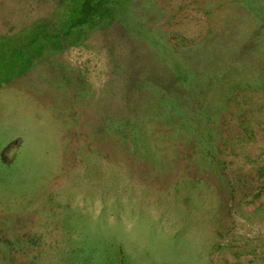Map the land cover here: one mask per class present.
<instances>
[{"label": "rangeland", "instance_id": "1", "mask_svg": "<svg viewBox=\"0 0 264 264\" xmlns=\"http://www.w3.org/2000/svg\"><path fill=\"white\" fill-rule=\"evenodd\" d=\"M58 1L0 0V35L65 21ZM117 1V29L87 30L0 87V264H97L94 238L113 241L100 264H264V0ZM255 28L243 63L236 49L206 60L207 38L234 37L238 49ZM129 35L141 40L134 61L199 67L216 161L162 116L140 129L153 137L138 152L105 141L103 109L125 102L118 63L134 49ZM230 82H243L236 97Z\"/></svg>", "mask_w": 264, "mask_h": 264}, {"label": "trees", "instance_id": "2", "mask_svg": "<svg viewBox=\"0 0 264 264\" xmlns=\"http://www.w3.org/2000/svg\"><path fill=\"white\" fill-rule=\"evenodd\" d=\"M58 5L61 8L64 7L68 14L65 21L45 20L35 22L21 38L6 34L0 35V87L15 76L30 71L33 65L46 53L61 48L64 49L69 42L74 39L79 40V35L87 30L103 29L110 31L117 29L120 24L118 20L122 5L117 0H59ZM260 21L261 23L258 22L259 27L263 28L264 17ZM249 34L251 36L249 40L238 49L234 44V37L207 38L204 44L212 53L209 55L211 59L206 56V60L211 62L214 58L219 57L222 61L223 58L231 57V55L228 56L229 54L234 55L239 50L237 59L243 63L244 58L249 57L250 54L252 55L257 49L256 44L260 40L257 37L260 31L254 32L252 30L249 31ZM127 40L128 44L133 46L134 49L129 51L130 58L127 57V60H123L124 63H118L121 68L120 73L124 77L125 102L121 112L120 109L115 113L110 112L108 106L103 109L99 130L105 141L113 145L114 148H124L128 152L137 150L138 152L140 143L144 144L147 138L153 137L145 135L146 133L143 132L139 133L140 129L144 131L150 116L153 117L154 115L155 118L162 116L164 125H168L169 133L173 137H177L179 140V130L189 131L186 142H196L197 146L203 143L207 144L208 147L204 148V156L207 155L213 161H216V152L218 151L217 147H214V143L217 142L214 135L216 130L219 129L214 124L213 128H207L208 134L206 136L205 133H202L205 130V122L208 126L210 123L215 122L213 116L215 113L212 112L215 106L213 103L207 102L206 105L204 103L207 100V94L201 84L202 77L199 67L190 64L182 70H171L168 69L170 67H161L143 62L140 57L141 54L135 57L136 61H134L135 48L142 47L139 45L141 40L136 36L133 37V35H129ZM235 49L236 51H234ZM244 64H246V61ZM211 72L213 71L209 68L207 77L213 75ZM228 74L224 80L220 79L219 81H231L232 78ZM242 83L234 82L231 85L227 83L228 89H232L233 97H236L237 93H240L243 89ZM208 85L211 86L210 83ZM262 86L264 88V84ZM253 87L255 88V86ZM205 94L206 96L203 97ZM234 99L228 100L229 107H226V110L231 108L230 105ZM175 123L179 125V129H175ZM199 133H202V138H198ZM93 134V138L100 136L99 132ZM222 134L224 135V133ZM224 141L225 137L223 136L220 142ZM136 144L139 145L136 146ZM150 151H145V156L149 161L151 157L147 153ZM94 239L96 240L87 244L90 250L89 256H94L98 261L97 264H100L104 258L102 255L98 257V249L100 247L107 249L106 247L111 246L113 241L101 240L100 238ZM9 249L12 248H7V250ZM105 264H107V261Z\"/></svg>", "mask_w": 264, "mask_h": 264}]
</instances>
